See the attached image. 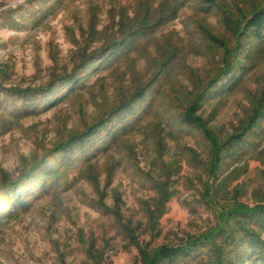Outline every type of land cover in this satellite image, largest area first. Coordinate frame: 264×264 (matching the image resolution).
Segmentation results:
<instances>
[{"label": "rangeland", "instance_id": "rangeland-1", "mask_svg": "<svg viewBox=\"0 0 264 264\" xmlns=\"http://www.w3.org/2000/svg\"><path fill=\"white\" fill-rule=\"evenodd\" d=\"M257 1L187 0L174 14L171 0H0V184L102 118L178 52L131 125L101 129L97 144L47 157L29 180L0 193L10 203L0 213V264H144L142 250L190 245L223 222L213 242L157 264H264L250 244L254 237L264 247L257 216L220 220L222 209L264 204V118L209 178L208 142L179 117L223 65L208 34H228L219 5L238 14ZM162 10L172 16L157 23ZM148 15L154 26L126 37ZM117 38L127 40L117 53L86 65ZM240 40L234 73L197 110L223 139L264 93V23ZM73 74L79 84L51 86ZM30 87L58 96L40 97L33 110L17 93Z\"/></svg>", "mask_w": 264, "mask_h": 264}, {"label": "trees", "instance_id": "trees-1", "mask_svg": "<svg viewBox=\"0 0 264 264\" xmlns=\"http://www.w3.org/2000/svg\"><path fill=\"white\" fill-rule=\"evenodd\" d=\"M174 6L173 13L175 14L178 8L182 3H185L187 0H171ZM204 8L209 6L208 4L204 3ZM203 6V5H202ZM221 7V20L223 21L224 28L227 35H221L218 33L209 32V39L213 44L214 49H216V52L221 54V61L223 65L219 67V70L217 74L212 78V80L203 88L201 89L198 94L195 96L193 100L190 101L188 105L184 107L182 112L180 113L179 117L182 119L183 125L192 126L194 128H198L201 130L205 140H207L210 150V155L212 157L211 163L208 168V174L209 178H216L218 174V167L220 166L224 155L226 153H229L235 146L243 142L244 137L248 132H250L254 127L258 128L260 126V121L264 118V93L262 94L261 99H257L253 106V111L246 118L240 127L234 132L231 136L223 139L220 136H218L208 125L207 120L197 113V110L200 108L201 103L203 99L206 97V95L209 93V91L218 85L217 83L227 74L234 73L232 65H231V57L241 48V37L243 34L252 26H258L264 23V0H259L256 3L252 5V7L249 9V11H245L242 9L241 13H236L235 11L228 10L225 5H219ZM240 9V8H239ZM169 15L172 16V13L170 11L168 13H165L163 10L158 12V21L157 23H161L164 20L169 17ZM150 18V15L146 17V20H142L140 22L139 26L135 31H132L128 34V38H133V33L139 34L144 33L148 29V27L154 26L156 21H153ZM146 30V31H145ZM144 31V32H143ZM125 38H117L111 41L108 45L103 47L97 52L96 55H92L88 62L86 63L89 65H102L105 63V60L108 59L109 53L115 54L117 53L121 46H123L127 40ZM235 43H234V41ZM232 41V42H231ZM178 52L175 51H169L165 58L160 61V64H158V67L153 74L151 78L148 79L147 82L140 85L136 89L135 92L132 94L125 96L121 102L116 105L114 108H111L108 110L102 118H99L97 121H95L92 124H89L86 126L85 129L82 131L76 132L69 136L68 138L64 139L63 141L59 142L55 147L48 150L43 156V159L35 161L33 166L31 168L24 172L22 171L17 178H13L11 180H8L5 183V180L2 181L0 184V193H2L1 196H4L3 192L10 187H15L16 185L19 186L22 181L29 180L31 175L34 173V171L39 170L42 165L45 164V159L47 157H51L54 154H71V149L74 147L76 149H85L86 145L88 146L97 144L96 138L100 134L101 129L107 134L110 130L118 129V126L121 125L123 128L128 127L129 125L134 122L133 120H136L139 110L142 107L143 104L146 106L148 105L146 102H144L147 98V94L153 90L156 85L157 81L160 80L161 76L166 71V66L169 64V61H171ZM68 80V84L71 86L72 84H79L81 79L78 76H75L73 74L72 76H63L56 78L54 80L51 86L53 87L56 85L57 82ZM16 93V92H15ZM17 93L21 94L24 97V100L29 101L30 103L34 104L33 110L37 109L40 104V102H37L40 97L44 98L46 101H53L57 98V92L53 91L51 87H48L47 89H41L38 90L37 88H26L24 90H18ZM16 93V94H17ZM18 94V95H19ZM42 101V100H39ZM44 102V101H43ZM41 102V103H43ZM38 106V107H37ZM31 110V111H33ZM114 131V133L111 136V139L115 137V134L117 131ZM44 163V164H43ZM208 183V181H207ZM5 188V189H4ZM170 194L168 195V197ZM4 202V203H3ZM0 213H5L9 210L10 203H7V200L2 199L0 202ZM236 213H240L239 215H247L252 218L257 216V219L259 220L260 224L264 226V204L258 205L255 208L250 207H236V209L228 208V209H222L220 215L221 221L225 218H223L226 214H228V217H230V214L235 215ZM227 217V216H226ZM228 220V219H227ZM225 221V220H224ZM223 226H225L224 222L221 223V226H219L216 230L212 231L210 234L203 235L202 237H198L194 242H192L190 245H181L177 247H171L167 245L160 246L156 248L152 252H148L145 250H142V256L144 264H157L161 262L164 258L167 257H173L178 254H186L189 252V247L197 246L199 243H203L205 241H208L209 243L213 242V239L219 235V231L223 230ZM249 233V235H253L254 232H252L250 229H246ZM250 244L252 247H257L259 251V255L261 259L264 260V247L258 242L257 238H251Z\"/></svg>", "mask_w": 264, "mask_h": 264}]
</instances>
